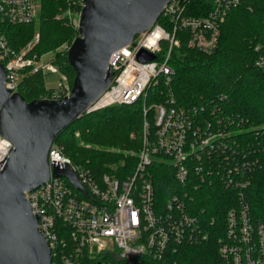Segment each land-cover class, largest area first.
Segmentation results:
<instances>
[{
  "label": "built area",
  "instance_id": "obj_1",
  "mask_svg": "<svg viewBox=\"0 0 264 264\" xmlns=\"http://www.w3.org/2000/svg\"><path fill=\"white\" fill-rule=\"evenodd\" d=\"M66 1L64 16L84 6L83 0ZM241 3L169 0L149 29L112 53V82L88 112L143 101L141 149L131 173L105 172L96 177L82 165L73 164L53 142L48 155L50 179L26 192L52 253L51 264H177L180 247L203 242L211 236L210 231L219 236V264H264V217L255 215L247 196L252 182L249 174L258 160L253 142L239 132L242 119L225 115L216 104L178 106L172 93L165 101L146 102L152 87L160 82L171 84L173 52L183 43L201 52L214 51L229 12ZM41 9L42 0H0V62L11 92L18 91L29 72L59 69L45 59L46 54L36 51L39 31L20 47L8 34L9 26L36 21ZM142 49L156 57L141 60L138 54ZM256 65L264 72V53ZM61 87L60 79L55 90ZM11 147L0 134V163L7 159ZM154 162H163L170 169L171 182L164 195L155 186ZM54 163H69L87 194L67 178L54 176ZM205 186L230 192L223 234L217 225L220 207L208 214L205 207L196 206L197 192Z\"/></svg>",
  "mask_w": 264,
  "mask_h": 264
},
{
  "label": "trees",
  "instance_id": "obj_2",
  "mask_svg": "<svg viewBox=\"0 0 264 264\" xmlns=\"http://www.w3.org/2000/svg\"><path fill=\"white\" fill-rule=\"evenodd\" d=\"M67 6L66 0H42L36 21L7 28L13 44L17 47L28 44L37 29L40 31V41L35 47L38 53L63 42L71 43L76 31L67 22L68 18L62 16ZM81 9L78 6L74 12ZM67 52L58 51L54 62L63 71H74ZM263 53L264 0H242L222 25L217 48L205 53L183 43L173 52L171 63L175 72L171 84L160 82L148 90L146 97L147 103L154 104L165 101L172 93L178 106L216 104L225 115L242 119L239 132L244 134L243 139L253 142L254 157L258 160L257 167L249 174L252 182L247 189L248 200L257 217H264V72L256 65ZM46 74L42 71L25 74L18 92L29 101L41 97L45 90H52L44 84ZM142 126L143 101L115 104L84 113L60 132L55 142L66 150L73 164L82 165L96 177L105 172L126 175L134 170L137 162L136 155L128 150L141 149ZM113 147L121 151L112 152ZM151 170L157 190L166 194L171 182L170 169L163 162H154ZM229 194L226 189L216 192L206 186L197 192V207H205L208 214L220 207L217 225L223 228L222 234ZM204 222L211 230L207 217ZM210 235L203 242L182 245L176 257L177 264H219V236L211 231Z\"/></svg>",
  "mask_w": 264,
  "mask_h": 264
},
{
  "label": "water",
  "instance_id": "obj_3",
  "mask_svg": "<svg viewBox=\"0 0 264 264\" xmlns=\"http://www.w3.org/2000/svg\"><path fill=\"white\" fill-rule=\"evenodd\" d=\"M79 35L68 48L75 71L72 89L62 98L27 101L6 88L0 62V134L12 147L0 163V264H51L52 253L32 212L26 192L51 176L49 151L56 136L69 127L106 91L112 82V53L149 29L169 0H83ZM139 58L155 54L142 49ZM52 174L63 176L87 194L71 165L53 164Z\"/></svg>",
  "mask_w": 264,
  "mask_h": 264
},
{
  "label": "rangeland",
  "instance_id": "obj_4",
  "mask_svg": "<svg viewBox=\"0 0 264 264\" xmlns=\"http://www.w3.org/2000/svg\"><path fill=\"white\" fill-rule=\"evenodd\" d=\"M63 13L64 12H62V15H63ZM79 16H80V11L79 12H73V14L71 16L66 15V17L68 18L67 22L71 23L72 24L71 27L74 28V31H76V32L73 31L74 32V38L72 39V42L76 38V36L79 35V32H78ZM36 31H39V29H37ZM72 42L71 43L63 42V43L55 46L54 48H51V49L44 51V52L42 51L40 54L41 55L46 54L45 59L50 60L53 63H55L54 61L56 60V56L58 54V51H61L62 53H64L65 51L68 50V47L72 44ZM74 74H75V71H73L71 69H68L66 72V71H63L61 68L58 69L57 67H53L52 70H50L46 74L45 79H44V84L46 85V87L52 88V90H48V91L45 90V92L39 98L57 99V98H62L65 95H67L70 92L69 90L72 89V85H73V81H74V77H75ZM60 79L62 82L61 90H55V88L58 87V83L60 82ZM59 95H60V97H59ZM29 101H31V99ZM149 104H151V102H149ZM133 135H134V133L132 134V136ZM62 149H63V152L65 153L66 150L63 147H62ZM110 150L112 152H120L121 151V149L117 148V147L116 148L113 147ZM128 151L131 155H136V156L139 152V150L138 151L128 150ZM111 167L115 168L116 166L112 165Z\"/></svg>",
  "mask_w": 264,
  "mask_h": 264
}]
</instances>
